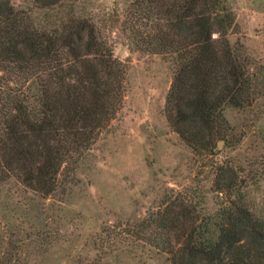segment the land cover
I'll use <instances>...</instances> for the list:
<instances>
[{"label": "trees", "instance_id": "obj_1", "mask_svg": "<svg viewBox=\"0 0 264 264\" xmlns=\"http://www.w3.org/2000/svg\"><path fill=\"white\" fill-rule=\"evenodd\" d=\"M124 25L135 47L172 66L164 103L172 131L196 155L212 156L226 130L223 108H250L264 95L262 66L228 41L236 24L226 0H132ZM125 90L126 70L87 19L41 32L0 0V192L18 187L46 199L72 183L75 160L108 129ZM243 187L230 166L214 169V236L183 199L167 200L127 233L168 264H264V220L243 204ZM9 236L0 238V264H19L47 245L43 231Z\"/></svg>", "mask_w": 264, "mask_h": 264}, {"label": "rangeland", "instance_id": "obj_2", "mask_svg": "<svg viewBox=\"0 0 264 264\" xmlns=\"http://www.w3.org/2000/svg\"><path fill=\"white\" fill-rule=\"evenodd\" d=\"M7 1L41 32H59L70 18L87 19L126 70L122 107L75 160L72 183L46 199L18 187L0 192V238L48 235L41 252L21 256L19 264H168L164 254L127 232L167 200L183 199L208 219L214 236L220 208L212 190L217 166L238 173L243 204L264 220V95L250 108L224 107L226 130L213 141L212 156L196 155L165 119L170 62L135 47L124 25L132 0H58L43 8L34 0ZM226 3L236 24L229 43L241 44L264 70V0Z\"/></svg>", "mask_w": 264, "mask_h": 264}]
</instances>
